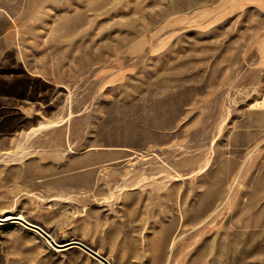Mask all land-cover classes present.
I'll use <instances>...</instances> for the list:
<instances>
[{
  "label": "rangeland",
  "instance_id": "rangeland-1",
  "mask_svg": "<svg viewBox=\"0 0 264 264\" xmlns=\"http://www.w3.org/2000/svg\"><path fill=\"white\" fill-rule=\"evenodd\" d=\"M215 4L0 0V218L110 264H264V15ZM0 264L99 263L10 222Z\"/></svg>",
  "mask_w": 264,
  "mask_h": 264
},
{
  "label": "water",
  "instance_id": "water-1",
  "mask_svg": "<svg viewBox=\"0 0 264 264\" xmlns=\"http://www.w3.org/2000/svg\"><path fill=\"white\" fill-rule=\"evenodd\" d=\"M10 222H17L20 225H22L23 227L30 229L33 232H36L40 237H42L44 240H46L51 245V247L53 249L62 251V250H65L69 247H76L79 250H81L83 253L87 254L88 256H90L91 258L96 260L99 264H110L105 258L100 256L99 254H97L93 250L89 249L88 247H86L82 243L73 241V242H69L66 244H62V245L56 244L53 241V239L47 233H45L41 228H39L33 224L28 223L27 221L23 220L22 218L12 217V219H10V220H5L4 218H0V224H7Z\"/></svg>",
  "mask_w": 264,
  "mask_h": 264
},
{
  "label": "crops",
  "instance_id": "crops-1",
  "mask_svg": "<svg viewBox=\"0 0 264 264\" xmlns=\"http://www.w3.org/2000/svg\"><path fill=\"white\" fill-rule=\"evenodd\" d=\"M224 4L229 5L233 9L234 12L242 11L244 9H255L262 15H264V0H216V6ZM148 35L141 36L137 38L131 45L125 48V52L129 53L130 50H133L136 47H144L146 45ZM150 47V46H149ZM76 248V247H69L67 249ZM65 249V250H67Z\"/></svg>",
  "mask_w": 264,
  "mask_h": 264
},
{
  "label": "bare ground",
  "instance_id": "bare-ground-1",
  "mask_svg": "<svg viewBox=\"0 0 264 264\" xmlns=\"http://www.w3.org/2000/svg\"><path fill=\"white\" fill-rule=\"evenodd\" d=\"M176 180V179H175ZM54 199L52 198L50 201H53ZM18 218H20V217H18ZM4 219L5 220H10V219H12V217H9V216H6V217H4ZM46 241V240H45ZM46 243L49 245V246H51L47 241H46ZM172 246V245H171ZM173 248V247H172Z\"/></svg>",
  "mask_w": 264,
  "mask_h": 264
}]
</instances>
